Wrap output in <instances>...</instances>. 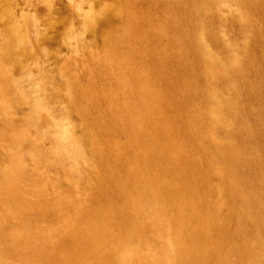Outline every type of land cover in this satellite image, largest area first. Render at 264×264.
I'll use <instances>...</instances> for the list:
<instances>
[{"label":"rangeland","instance_id":"374dc122","mask_svg":"<svg viewBox=\"0 0 264 264\" xmlns=\"http://www.w3.org/2000/svg\"><path fill=\"white\" fill-rule=\"evenodd\" d=\"M154 2L0 0V50H9L17 57L26 53L29 45L36 46V83L55 97L64 98L73 90L83 105L96 103L103 90L102 61L116 53L122 55L129 47H139L149 56L173 53L186 63L190 78L178 69L171 75L176 79L172 86L175 91L187 88L192 101L181 109L177 105L176 112L168 109V88L165 92L155 72L149 75L150 134L157 135L169 150L184 151L192 165L197 153L223 142L235 145V158L242 157L243 152L252 162L249 165L259 168L256 195L263 204L256 209L257 214H251L255 219L247 239L248 256L239 263L223 258L220 264H258L253 258L256 251L261 252L264 264V19L254 0H172L171 17L166 15L163 20L157 17ZM74 4H79L86 15L79 16ZM35 29L40 31L38 39L33 34ZM158 31L167 37L172 31L173 40L160 42ZM68 44L85 47L84 57ZM11 66L4 62L0 70L7 73ZM54 116L59 120L62 114L54 112ZM26 120L21 122L24 131L30 126ZM180 122L186 133L180 131ZM183 134L189 138L183 141L186 146ZM170 155L165 156L167 171L180 163V156L178 160ZM37 156L41 161L42 156ZM153 163L159 169L152 175L170 180L167 171L160 172V164ZM70 178L75 180L77 175L72 172ZM36 179L40 190L48 189V194L59 192L61 197L72 198L78 194L74 182L64 177L59 181L51 174L37 175ZM167 201L158 195L148 204L149 213L133 210L129 218L106 224L92 220L108 211L105 207H84L78 218L64 205L23 212L19 208L1 210L7 219L0 220V264H166V239L181 242L194 215L188 199L182 209ZM182 214L190 220L185 227ZM149 242L158 246L150 247ZM162 246H166V253Z\"/></svg>","mask_w":264,"mask_h":264},{"label":"bare ground","instance_id":"6f19581e","mask_svg":"<svg viewBox=\"0 0 264 264\" xmlns=\"http://www.w3.org/2000/svg\"><path fill=\"white\" fill-rule=\"evenodd\" d=\"M171 1L155 0L154 11L160 20L166 15L171 17ZM254 2L264 19V0ZM74 8L79 16L86 15L79 4H74ZM190 24L191 20L187 21L186 27ZM33 34L38 39L40 31ZM157 35L160 42L173 40L172 31L168 37L159 31ZM67 47L75 48L81 52L80 58L84 57L85 47ZM35 48L31 44L26 53H18L17 57L9 50H0V64L12 65L7 73L0 70V211L19 208L23 212L64 205L78 218L84 207H105L108 211L92 220L106 224L129 218L133 210L149 213L148 204L158 195L167 197V204L179 209L188 199L194 208L191 227L182 233L181 242L175 244L170 237L166 239L167 247L161 248L165 253L164 248L167 249L166 264H220L223 258L239 263L247 258V239L255 219L251 214L263 204L256 195L259 168L250 166L251 160L241 150L243 156L235 158V145L223 142L197 153L192 165L184 151L169 150L149 131V75L155 72L165 92L168 88V109L176 112L177 105L181 109L192 101L187 88L175 91L172 86L176 81L172 76L178 69L190 78L186 63L173 53L149 56L139 47H129L122 55L116 53L102 61L103 90L96 103L83 105L73 90L64 98L55 97L36 83ZM21 77H26V81ZM54 112H60L62 117L57 120ZM25 120L30 125L26 131L21 127ZM191 126L195 128V123ZM180 131L186 133L181 122ZM181 139L188 142L189 138L183 134ZM169 152L174 159L180 156V163L167 171L169 161L165 156ZM153 161L160 164V172L167 171L170 180L152 175L159 169ZM72 172L77 175L75 180L70 178ZM51 174L59 181L64 177L65 181L74 182L76 198L40 190L36 176ZM180 218L184 227L185 222H190L183 214ZM4 219L7 215L0 212V220ZM152 242L150 247L158 246ZM261 255L259 251L254 253L258 264H262Z\"/></svg>","mask_w":264,"mask_h":264}]
</instances>
